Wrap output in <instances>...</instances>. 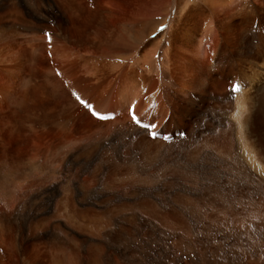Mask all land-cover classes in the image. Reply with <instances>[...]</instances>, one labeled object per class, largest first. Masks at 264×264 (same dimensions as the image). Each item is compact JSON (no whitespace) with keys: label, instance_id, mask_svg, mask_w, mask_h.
Segmentation results:
<instances>
[{"label":"rangeland","instance_id":"374dc122","mask_svg":"<svg viewBox=\"0 0 264 264\" xmlns=\"http://www.w3.org/2000/svg\"><path fill=\"white\" fill-rule=\"evenodd\" d=\"M242 3L246 29L223 57L222 29L190 11L195 0L180 13L164 0H55L69 41L60 13L53 44L44 31L10 41L9 59L53 58L56 70L53 100L39 102L23 97L27 70L1 66L12 79L0 85V216L12 224L2 240L34 238L25 256L41 264H264V0ZM167 11L174 43L150 44ZM234 44L251 53L238 57ZM211 59L214 98L188 105ZM226 120L246 123L235 147Z\"/></svg>","mask_w":264,"mask_h":264},{"label":"bare ground","instance_id":"6f19581e","mask_svg":"<svg viewBox=\"0 0 264 264\" xmlns=\"http://www.w3.org/2000/svg\"><path fill=\"white\" fill-rule=\"evenodd\" d=\"M66 1H68V0H66ZM164 1L166 3L171 2L173 4L172 8L174 9L173 11L175 13L181 12V9L183 8L181 6L183 0H164ZM198 1L201 2V7H199V5H198L199 9H195L194 8L195 5H193V7L190 8V11L192 12V11L198 10L199 13H203L206 16L205 18H207V15L208 16L213 15L216 17L215 19H217V26H218V28H221L222 31H219L221 39L218 43V46L217 47L215 46L216 47L215 50H216V52H218V55L221 54L222 57L226 56V54H227L226 51L228 49H230V46L232 44L231 42H233L234 40H236V42H239L240 38H241L239 36H242L241 32L246 29L245 25L247 22L245 19L247 17H245L244 13L239 8L243 4L242 3L243 0H195V2H198ZM41 2H43L45 4V6L43 8L41 6ZM235 3L238 5H235ZM56 5L57 4H55V0H0V85L6 86V85L12 84L11 83L12 79L1 76V75H4V71H5L4 69L1 68L2 65L4 66L5 64H12L13 67L16 69V71H21V70L26 71L27 70V72L30 76V79H29V83H28L29 84L28 89L24 91L23 97H26L27 99H31V100L36 99L39 102L50 101V100H53V98H54V94H55L54 83L55 82L53 83V78H54L53 73L56 69L54 68V65H53L54 61L53 62L51 61V59H53V58H51V59L49 58L51 62L50 61L47 62V59H46L45 60L46 64H44V62L41 60V56H38L37 62H35L34 65H31L28 62V58H27V55L25 52L16 54L15 56H13V58H10V59L8 57H6L5 56L6 51H7L6 47L10 41H12V40L17 41L18 39H21V38L26 37L28 35H33L34 33H37L38 31H44V32H47V34L49 33V35H51L49 37L50 38L52 37L51 43L53 44V38L54 37L52 35H53V33L55 35L57 32V31L56 32L54 31V25H53L54 16L57 14L59 15V13H60L59 17H62V19H64V20H62L61 25H59V31H60L61 35L64 37V39L69 41V37L67 34L68 33L67 17L65 18L63 16V13L58 9V7ZM190 11H189V13H190ZM239 11H241V12H239ZM205 12L207 13V15L205 14ZM106 16H107V10H106V12L104 11L101 14L100 19L102 20L103 23L105 22ZM166 18H167V20H166ZM170 18H172L171 12L167 11V13L165 14V17L162 20H160L159 24H158V26H159L160 24L165 23V27L162 29H159L157 31V35L155 36V38H152L153 41L149 42L150 44L158 43V45L161 46V44L163 43V42L161 43V41L164 39L163 44H165V48H167L171 42L174 43L173 40H175V36H173L172 39L167 38L168 34H170L169 30L171 28L170 27L171 26ZM158 26H157V28H158ZM157 28L154 29L153 31H150L149 35L154 33L157 30ZM172 35H173V33H172ZM236 42H233V43L236 44ZM235 44L231 48L233 51L235 50L233 53H235L238 57H243V56L247 55L248 53H251V48H247L246 46L245 47L244 46L238 47L240 45H235ZM230 54L232 56V53H230ZM231 59L232 58L230 57V60ZM138 60L139 59L137 58L136 61H138ZM133 61L134 60H131L130 62L133 63ZM139 61H141V60H139ZM27 63H29V65H27ZM214 64H216L215 59H211L199 71V73H198L199 75H197V77L195 78V82H193L187 86L188 90L191 91L192 94H194L193 97L186 98L185 101L188 103V105H195L194 99L197 100V98H200L201 95L202 96L208 95V97H210V99H211V97L214 98L213 94L210 93V92H212L211 86H213V83H214V82H210V81L214 80L213 71H212L214 68ZM143 65H144V63H143ZM97 70H98L97 66H95V68H94L95 73L98 72ZM130 72L135 77L141 75L140 71L137 69H132ZM38 78H41V80H37ZM134 79H137V78H134ZM259 83H261V82H259ZM262 83H264V80ZM262 83L260 85H257L254 83H253L254 84L253 85L250 83L252 85L251 86L252 87L251 88L252 93H251V97H250L249 109L254 110V107H256L255 106L256 103L259 102L258 100H256V98L258 97L256 95L258 94V92L262 91V89H263L262 87L264 86V85L261 86ZM230 91L227 92L226 94H224V96L220 99L224 105V107L221 108V110L224 114L229 113L230 110L233 108V105H234V102L232 99L233 93H232V91L231 92ZM249 116H250V114H249ZM249 116H247V117H249ZM250 118L252 119L251 116H250ZM71 120H72L71 116H68V117H66L65 121L62 122V120H61V122H59L57 124H58V126L60 125V127H63L65 124L69 123ZM38 124L39 125L40 124L45 125V122H38ZM225 128H226V131H227L228 136H229L230 145L233 147L236 146L235 141H237L234 132H236L239 128H243V129L247 130L246 129V123L241 124V126H237V125H233L231 122H228L227 120L225 121ZM238 149L239 148H236V150L239 152ZM4 199H6L5 195H4ZM60 224L63 227L68 228L67 223H64L62 221V222H60ZM11 226H12V224L8 220V218H6V217L3 218L0 216V237L2 235V232L10 229ZM19 235L11 237V241L9 240L10 243H8V244L2 240L3 239L2 237L0 238V264H41L35 259L37 257V253L34 251L35 250L34 248H31V250L34 251L33 253H34L35 258L28 259L25 256L26 251H25L24 247L26 244H28L29 246L34 245L32 242V240H34V238L27 236V238H25L23 240L22 237ZM35 253H36V255H35ZM51 264H65V263L61 257L55 256L52 258Z\"/></svg>","mask_w":264,"mask_h":264}]
</instances>
